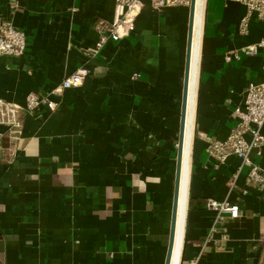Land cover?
<instances>
[{
	"label": "crops",
	"instance_id": "obj_1",
	"mask_svg": "<svg viewBox=\"0 0 264 264\" xmlns=\"http://www.w3.org/2000/svg\"><path fill=\"white\" fill-rule=\"evenodd\" d=\"M113 8L110 0H0V21L27 42L23 56H0V103L21 122L15 140L0 125V264L166 262L189 9L156 11L145 1L129 37L88 55ZM245 12L207 0L181 264H260L264 252V188L234 155L221 163L206 152L236 126L248 84L264 81L262 54L224 59L264 37V19L239 33ZM80 67L83 84L64 91L54 112L23 111L30 93ZM250 159L264 170V149ZM209 199L238 205V217L215 222Z\"/></svg>",
	"mask_w": 264,
	"mask_h": 264
},
{
	"label": "built area",
	"instance_id": "obj_2",
	"mask_svg": "<svg viewBox=\"0 0 264 264\" xmlns=\"http://www.w3.org/2000/svg\"><path fill=\"white\" fill-rule=\"evenodd\" d=\"M114 8L110 21L101 20L97 25L98 39L92 48L86 50L90 56L97 54L109 42L116 43L129 37L135 30L136 22L140 16L145 1H148L153 10L166 8L184 7L189 9L191 0H110ZM243 5L246 9L245 15L238 24L241 35L248 32L249 22L255 18L264 19V0H230ZM27 47L26 36L23 31L17 29L10 21H0V56L21 57ZM262 54L264 71V37L254 44L245 45L239 50L228 51L224 59L226 62L240 60L244 57H256ZM87 75V70L80 67L74 73L65 77L57 86L46 93H30L25 101L23 111L26 114H34L41 107L49 112L57 109V99L68 89L80 87ZM18 111L14 107L0 103V125L7 127L6 135L11 140L17 139L20 133L21 122L17 118ZM236 126L231 130L228 138L224 141H211L207 154L210 158L224 162L228 155L232 154L242 162L247 169L248 181L264 188V170L250 159L252 151L259 156L264 149V81L261 83H250L245 90L244 100L241 106L234 109ZM4 134L0 133V149L2 147ZM11 152V147L6 149ZM205 208L214 213L215 222L227 216L236 219L239 215V207L236 204L218 202L213 199L205 201ZM213 231V229H212ZM225 234L222 239H225ZM188 264H196L192 261ZM264 264V252L260 261Z\"/></svg>",
	"mask_w": 264,
	"mask_h": 264
},
{
	"label": "water",
	"instance_id": "obj_3",
	"mask_svg": "<svg viewBox=\"0 0 264 264\" xmlns=\"http://www.w3.org/2000/svg\"><path fill=\"white\" fill-rule=\"evenodd\" d=\"M207 0H191L177 144L176 175L165 264H181L188 209L200 56Z\"/></svg>",
	"mask_w": 264,
	"mask_h": 264
}]
</instances>
